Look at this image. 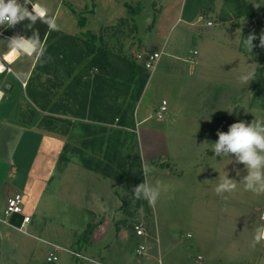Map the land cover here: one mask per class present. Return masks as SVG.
<instances>
[{"label": "crops", "instance_id": "1", "mask_svg": "<svg viewBox=\"0 0 264 264\" xmlns=\"http://www.w3.org/2000/svg\"><path fill=\"white\" fill-rule=\"evenodd\" d=\"M213 1L216 5L220 0ZM243 1L245 2V0ZM18 3L23 4L24 0H18ZM245 3L248 5L247 2ZM33 5L40 6L45 11L46 17L57 25L56 33L51 39L48 40L50 32L48 25L39 19L33 25L27 19L15 27H8L6 23L0 25V60L5 65V70L0 71V205L2 202L7 203L8 197L12 194L21 192L24 196L23 214L31 216L27 225L43 233V228L46 231L49 227L45 222L42 225V221L45 220V217L49 218L46 212L48 210L51 212L53 205H55V197L58 198L63 195L61 191L63 188L61 189V187L64 186L65 176L74 164H80L75 160L69 161L62 173L63 183L58 186V190H49L52 180L56 176L58 159L64 145L67 143L70 149L82 147L78 135L81 133L78 122L85 121L80 117L82 111L80 107L81 99L84 98L87 90L86 84L94 79L95 81H92L94 87L101 89V83L104 81L103 75L97 67L86 66V60L81 55L83 51L81 44H66L55 49L50 48L49 45L50 42L60 36L68 35V43H70L73 37L82 38L88 29L97 33L103 24L98 28H92L90 18L84 27L78 24L79 13L84 12L86 5V2H82V0H31V3L27 5L29 10H32ZM235 8L234 13H232L233 11L224 12L219 17L216 15L215 8L214 11L209 10L208 14L196 10L194 15L189 17V23L194 27L198 24L201 15L207 18L206 26H213L218 23L223 27L211 30L213 35L211 41H216V44H202L198 56L195 55L197 50L193 51L190 58H186L183 55L165 50V46L159 48L156 45H152L149 51H143V40L138 51L132 52L133 54L136 52L139 58L143 53L144 59L147 54L159 51L160 57L155 70L151 74L149 73L135 107L136 128H125L137 134L138 149L143 165L150 162L152 166L161 167L162 165L166 167L165 175L169 176L171 181L185 178L184 169L180 171L172 165V162L178 163L177 160L180 158V153L176 151L181 149L179 140L184 137L187 141L197 138L199 141L207 142L210 146L207 148L209 156L216 157L213 144L218 140L217 131H228L229 126L235 123L231 121V110L235 111L232 108L238 109L241 102H245L247 95H252L251 81L242 84L239 77L242 72L247 70L248 65L251 68L250 71L255 73L259 63L263 60L259 55L252 54L253 51L261 47L259 30L255 28V24L249 22L256 18L255 13L249 9L246 11L244 8L239 10L237 5ZM118 18L112 23L105 24H113ZM210 21L212 23L208 24ZM34 34L40 38L36 53L31 56L21 55L17 57L15 55L11 62L5 58L6 54L11 52L7 38L14 35L35 38ZM127 36L129 37V35ZM249 36L254 37L251 50L245 44ZM124 41V39L121 41L123 48L121 45H118L117 49L110 45L109 48L112 53L111 61L115 68L122 66L124 62L118 56L127 59L128 62H125V65L128 66L123 69V73L125 79H128L132 76L133 67L145 72L147 69L144 67L143 61L134 56L130 57V52L126 50ZM77 42L79 43L80 40ZM202 42L207 41L202 40ZM219 45L221 46L219 51H224L221 54L215 52L214 49V46ZM124 47L125 50H123ZM63 50L66 53L72 52L74 55L71 57L59 55ZM177 50H180V46H177ZM189 64H193V66ZM232 71L235 74L238 73V76L233 75ZM133 87L134 84L132 83V90ZM158 90L165 91L168 95L163 96L159 102L154 99ZM130 93L129 90L121 92L116 100L119 102L116 104L121 103L124 96L125 100L129 101ZM184 93L186 98H184ZM99 94H102L101 90H99ZM109 94L111 95V92ZM146 94H148L147 100L144 99ZM168 99H171V107L166 115L161 118L162 123L144 124L148 123L152 117L151 114L147 113L143 118H137L145 101L147 106L153 105V116L157 117L155 111L161 106L163 100L167 101L169 109ZM232 101L237 104L232 105ZM200 111L204 113H200ZM59 119L62 120L59 122L61 126L56 124L57 128L51 129L55 121H59ZM180 119L182 120L181 124H178ZM66 120H71L73 124L69 125ZM191 121L203 124L202 135L196 133L195 123H192V127L189 125ZM142 124L144 126L140 127ZM113 126L119 128L117 125ZM203 145L206 144L203 143ZM84 149L89 151L87 148ZM188 156L193 158L191 159L193 160L190 163L191 166L196 165L197 160L194 159L197 157L195 158L192 152H189ZM171 158L172 162L170 161ZM87 170L93 173V175L89 174L88 178L93 177L94 180H98L100 184L104 185V193L96 196L95 201L87 199L85 196L78 208L73 207L69 200H64L63 203L71 207V210L68 208L64 211L88 213L92 216V220L86 221L85 227L91 222L98 225L87 241L79 242V235L85 228L79 230L73 243L81 244L83 250L88 252V254L83 252L89 258L84 261L93 264H132L131 252L128 247L125 249V247L118 246L122 232L120 227L123 223L120 226L118 224L121 223L120 219L125 217H117L116 220L112 218V214L122 211L121 206L126 197V191L120 183H116L111 177L104 176L102 173L89 168ZM118 187L123 189L125 196L121 204L119 203V207L116 205L108 210L107 205L112 202L113 192ZM23 214L10 215L3 219V222L20 230L18 227L21 224ZM256 214L258 215V213ZM131 219L133 220L132 217ZM39 222L41 224L37 226ZM113 222L116 223V228L119 230L114 239L107 242L104 237ZM256 223L258 227L256 229L261 228L259 220ZM125 224L129 225L128 219ZM262 228H264V223ZM24 233L27 234V232ZM0 236H2L1 233ZM33 237L48 243L54 250L55 245L52 242L43 239L41 236ZM99 242L100 248L96 249L95 247L90 252L89 249L93 245H98ZM59 251L60 249L56 252ZM147 254L146 249L145 258L141 264H149Z\"/></svg>", "mask_w": 264, "mask_h": 264}, {"label": "rangeland", "instance_id": "2", "mask_svg": "<svg viewBox=\"0 0 264 264\" xmlns=\"http://www.w3.org/2000/svg\"><path fill=\"white\" fill-rule=\"evenodd\" d=\"M241 1L242 7L237 9L244 8L246 11L249 9L255 13L256 18L249 22L256 25L255 28L259 30L258 34L261 38L264 36V0H245L248 5ZM82 2L91 4V0H82ZM94 2L93 14L88 13L85 8L83 12L91 19L90 26L98 28L101 24L106 27L114 24L115 27L112 29H105L107 44L117 49L118 43L124 39L130 57L134 56L141 61H143V53L139 58L136 52L135 54L132 52L138 51L142 40L143 51H149L152 45H156L159 48L165 46V50L186 58H190L194 50H197L196 56L200 55L202 44H216V41H211L213 38L211 30L223 27L218 23L206 26L207 18L204 15H201L198 24L194 27L190 25L189 17H192L196 10L208 14L209 10L214 11V8L219 17L224 12H232L236 7L234 2L226 0H220L216 5L213 0H94ZM126 3L133 6L139 3L142 6L139 14L135 16L137 31L131 34L128 31L132 23L121 25L116 21L113 24H105L114 22L120 16L128 15ZM177 46H180L179 51ZM220 47V45L214 46L215 52L220 54L224 52L219 51ZM254 53L264 61V47H259L252 52ZM189 65L193 66V64ZM250 69L248 65L247 70L242 74L249 72ZM232 74H235L234 71ZM235 75L238 76V73ZM251 92L252 95H247L245 102H241L238 109L232 108L235 110L234 112L231 110L232 122L245 121L250 124L253 119L264 120V105L253 101V90ZM245 93L248 92L245 91ZM165 95L168 96L165 91L158 90L154 99L159 102ZM147 98L148 94L144 99L147 100ZM184 98H186L185 93ZM170 100L168 99L167 112L171 107ZM234 104L237 103L232 101V105ZM139 112L138 119L143 118L146 113L152 116L150 121L144 124L162 123L161 119L153 116V105L147 106L146 101ZM200 113L204 112L200 111ZM181 121L180 119L178 124H181ZM192 123L196 124L194 126L197 129L196 133L202 135L203 124L191 121L189 123L191 127ZM179 143L181 149L176 150L180 153L178 163L172 162V158L170 161L178 168L177 170L184 169L185 178L171 181L169 176L165 175L166 167L152 166L150 162L147 163L152 169L150 173L152 184L159 182L166 191H161L159 199L152 206L143 199L135 201L139 214H136L133 222H144L145 235L139 236L134 226L122 224L119 237L121 242L118 241V246L125 249L128 247L132 264H141L145 258V255H139L136 252L140 243L147 248L149 264H264V240L253 246L256 228H258L256 221L259 220L261 228L264 223V194L256 195L245 190L242 183L244 177L248 175L245 163L239 162L235 153H229L226 157H210L207 150L210 146L197 138L187 141L183 137ZM189 152H192L195 158L197 157L194 159L197 160L194 166L190 164L193 158L188 156ZM260 155H264V152H260ZM66 165L64 162L58 164L56 176L52 180L50 191L58 190V186L64 182V186L61 187L63 195L55 197V205L51 212L49 210L46 212L49 218L45 217L42 225L45 222L49 228L46 231L43 228V233L27 225L26 234L4 223L7 203H1L0 264H93L74 256L65 249H60L55 262L47 261L50 251H54L55 248L52 250L51 245L33 237L41 236L54 245L85 252L81 244L73 242L77 232L85 228L86 221L92 220V216L88 213L64 211L68 208L71 210V207L63 201L69 200L73 207L78 208L85 196L95 201L96 196L103 194L104 185L93 177L88 178V175L93 173L81 164H74L62 182V173ZM227 177L232 179L237 187L230 193L218 195L215 188ZM124 196L125 192L118 187L113 192L112 202L107 205L108 210L116 205L119 207ZM117 217H125L129 222L132 221L131 217L121 210L112 214L115 220ZM40 224V222L37 223V226ZM116 227L115 222L111 223L104 237L105 241L111 242L114 239L119 230ZM99 246L100 242L98 245H93L89 251H93L95 247L98 249ZM85 253L88 254V252Z\"/></svg>", "mask_w": 264, "mask_h": 264}, {"label": "trees", "instance_id": "3", "mask_svg": "<svg viewBox=\"0 0 264 264\" xmlns=\"http://www.w3.org/2000/svg\"><path fill=\"white\" fill-rule=\"evenodd\" d=\"M226 1H230L231 3L234 2L240 8L243 4L240 0ZM94 4V0H91V4L86 3L85 9L88 13L93 14L95 12ZM126 6L129 12L128 16L118 18L117 22L121 25L132 23L128 33H135L137 31L135 16L139 14L142 6L139 3L135 6L126 3ZM87 21V15L80 12L78 24L84 27ZM108 26L109 27L102 26L97 33L88 29L85 31L82 38L73 37L70 43H68V35L60 36L58 39L50 42L49 47L54 49L60 48L61 45L66 44H81V50H83L81 55L86 60V66L97 67L104 78L100 86L101 89L94 87V79L88 81L84 98L81 95L83 99H81L80 108H82V111L80 112V117L85 119V121L81 120L78 122L79 128H81V133L78 135L82 147L70 149L69 145L66 143L59 156L58 164L63 162L67 164L69 161L75 160L82 166L100 172L104 176L111 177L116 182L122 184L126 191V197L123 199L121 209L127 216L135 218L136 214H139V212L136 210L135 201L138 199L134 198L133 188L139 185L144 179L141 169L143 161L138 149L136 132L128 130L125 127L129 129L136 128V121L134 118L135 107L145 87L149 71L147 70L145 72L133 67L132 76L125 79L123 69L128 66L125 65V62L128 61L124 57L118 56L124 61L122 66L115 68L112 64L113 62L110 57L112 55L111 49L109 48V44L105 41V29H112L115 26L114 24ZM54 33H56L55 30L49 32L48 40L54 36ZM79 40L80 42L78 43L77 41ZM73 41L74 43H72ZM118 45L122 46V43L119 42ZM61 54L62 56L70 57L74 55L72 52L66 53L64 50L62 53H59V55ZM132 83L134 84L133 90L131 89ZM250 89L253 90V101L264 105L263 60L255 71V77L251 80ZM99 90L102 91L101 95L99 94ZM127 90L131 91L129 101H126L124 96L123 101L119 103L120 105L118 103L116 104V102H119L116 100L121 92H126ZM109 92H111V95ZM124 102L126 104L123 107ZM66 121L69 125L73 124L71 120ZM59 122H62V120L59 119V121H55L51 129L57 128L56 124L59 125ZM113 125H117L119 128H115ZM84 148L89 149V151H86ZM126 220V218L120 219L121 223L118 225L120 226L122 223L125 224ZM97 225L98 224L95 222L88 223L79 235V240L87 241ZM129 225L135 226L133 220L129 222Z\"/></svg>", "mask_w": 264, "mask_h": 264}, {"label": "clouds", "instance_id": "4", "mask_svg": "<svg viewBox=\"0 0 264 264\" xmlns=\"http://www.w3.org/2000/svg\"><path fill=\"white\" fill-rule=\"evenodd\" d=\"M31 0H24L23 4L18 0H0V25L7 24L8 27H15L18 23L27 19L33 25L39 19L48 25L49 30H57V25L46 17L44 10L36 5L29 10L27 5ZM33 37L14 35L7 38L8 46L17 57L21 55L31 56L38 51L40 38L37 34ZM254 37L249 36L245 41L246 46L253 48ZM260 46L264 47V36L260 38ZM3 65H0V70ZM255 77L254 71L242 74L239 80L242 84H247ZM218 140L213 144V151L217 157H226L229 153L237 154V160L244 162L248 169V175L244 177L242 183L247 191L256 195L264 194V120L253 119L249 124L245 121H238L229 126L227 132L217 131ZM143 181L133 188L135 199H144L149 205H154L160 197L161 191H166L157 182L155 185L150 180L152 169L147 165H142ZM237 185L230 178L223 179L215 188L218 195L230 193L236 189ZM264 240V228L256 231L254 245Z\"/></svg>", "mask_w": 264, "mask_h": 264}, {"label": "built area", "instance_id": "5", "mask_svg": "<svg viewBox=\"0 0 264 264\" xmlns=\"http://www.w3.org/2000/svg\"><path fill=\"white\" fill-rule=\"evenodd\" d=\"M211 23H212L211 21L208 22V24H211ZM159 57H160L159 51H154L152 53L147 54L144 57L143 65L149 71L150 74L155 70ZM167 110H168L167 101L163 100L161 106H159V108L155 112L156 116L160 119L163 118L166 115ZM23 208H24V196L21 192H16L12 194L11 196H9L7 199L5 215L6 217H9L10 215H13V214H23ZM22 216H23L22 221L18 228L22 232H27L26 225L30 222L31 216L27 214H23ZM134 228L136 230L137 235L139 236L145 235L143 221L141 222L139 221L138 223H135ZM54 247H55V250L51 251L50 254L47 256L48 261H55L58 259V255L56 252L58 249H65L69 251L71 254H73L74 256L81 258L83 260L89 259L84 253L78 251L77 249H66L59 245H55ZM146 249L147 248L144 244H139L138 247L136 248V252L139 255H144L146 252Z\"/></svg>", "mask_w": 264, "mask_h": 264}, {"label": "bare ground", "instance_id": "6", "mask_svg": "<svg viewBox=\"0 0 264 264\" xmlns=\"http://www.w3.org/2000/svg\"><path fill=\"white\" fill-rule=\"evenodd\" d=\"M40 8V6H38ZM42 9V8H41ZM15 57V54L12 53V52H9L6 54L5 58L8 60V61H13V58ZM0 65H3V69L0 70L1 72H3L5 70V65L4 63L2 62V60H0ZM0 95H1V92H0Z\"/></svg>", "mask_w": 264, "mask_h": 264}]
</instances>
